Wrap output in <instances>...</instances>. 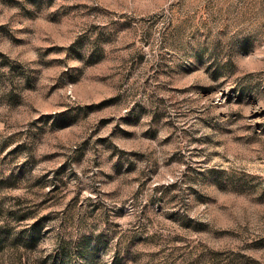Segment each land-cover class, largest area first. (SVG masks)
<instances>
[{"label":"rangeland","instance_id":"374dc122","mask_svg":"<svg viewBox=\"0 0 264 264\" xmlns=\"http://www.w3.org/2000/svg\"><path fill=\"white\" fill-rule=\"evenodd\" d=\"M0 264H264V0H0Z\"/></svg>","mask_w":264,"mask_h":264},{"label":"trees","instance_id":"16d2710c","mask_svg":"<svg viewBox=\"0 0 264 264\" xmlns=\"http://www.w3.org/2000/svg\"><path fill=\"white\" fill-rule=\"evenodd\" d=\"M35 235H36V234L32 231L31 234H29V238L32 239V241H33L34 238H35ZM58 257H61V255L58 254Z\"/></svg>","mask_w":264,"mask_h":264}]
</instances>
